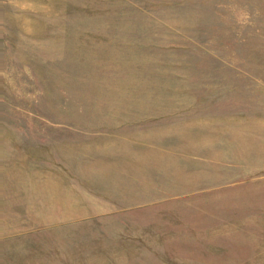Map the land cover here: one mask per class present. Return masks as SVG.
Segmentation results:
<instances>
[{
	"label": "rangeland",
	"instance_id": "obj_1",
	"mask_svg": "<svg viewBox=\"0 0 264 264\" xmlns=\"http://www.w3.org/2000/svg\"><path fill=\"white\" fill-rule=\"evenodd\" d=\"M150 64L206 124L171 189L116 190L93 171ZM261 193L264 0H0V264H264Z\"/></svg>",
	"mask_w": 264,
	"mask_h": 264
},
{
	"label": "crops",
	"instance_id": "obj_2",
	"mask_svg": "<svg viewBox=\"0 0 264 264\" xmlns=\"http://www.w3.org/2000/svg\"><path fill=\"white\" fill-rule=\"evenodd\" d=\"M156 57L157 55H150L152 59L147 61H156ZM137 72L133 85L129 86L133 88V92H130L137 94V100L129 101L124 108H118L120 112L114 117L119 122L118 129L121 133L128 135L122 140L133 143V148L129 152L108 155L110 161L101 167V171L93 172L101 174L98 181L111 185L116 190H169L172 188L169 182L174 179V172L172 164L166 160L168 152L177 151L174 149L175 143H181L178 151L183 150L184 143L193 134L190 133V127H196L198 123L205 125L206 122H200L198 115L191 114L194 110L187 101L174 102L168 97L155 100L149 96L157 93L151 89L154 85L151 80L158 81V72L163 73L157 65L153 64L146 69L139 67ZM162 77L168 78V75ZM158 83L156 82L158 88H163ZM119 138L121 136H116L113 141ZM118 159L121 165L117 164ZM260 187L262 186L256 188ZM107 188L111 189L110 186ZM120 197L118 201H133V197Z\"/></svg>",
	"mask_w": 264,
	"mask_h": 264
}]
</instances>
